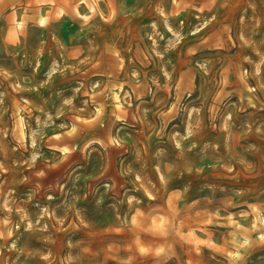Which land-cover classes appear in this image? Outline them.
Segmentation results:
<instances>
[{
    "label": "rangeland",
    "instance_id": "rangeland-1",
    "mask_svg": "<svg viewBox=\"0 0 264 264\" xmlns=\"http://www.w3.org/2000/svg\"><path fill=\"white\" fill-rule=\"evenodd\" d=\"M0 264H264V0H0Z\"/></svg>",
    "mask_w": 264,
    "mask_h": 264
}]
</instances>
